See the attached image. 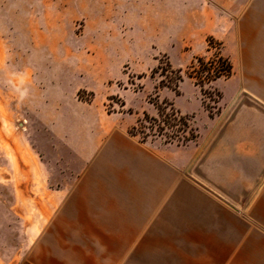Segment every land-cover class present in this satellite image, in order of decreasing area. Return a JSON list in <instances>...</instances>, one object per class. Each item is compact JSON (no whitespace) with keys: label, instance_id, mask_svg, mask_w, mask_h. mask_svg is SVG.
Here are the masks:
<instances>
[{"label":"rangeland","instance_id":"obj_1","mask_svg":"<svg viewBox=\"0 0 264 264\" xmlns=\"http://www.w3.org/2000/svg\"><path fill=\"white\" fill-rule=\"evenodd\" d=\"M218 43L233 73L203 95L185 71ZM167 61L183 71L178 93L154 74ZM164 103L198 136L147 138L180 167L159 223H78L76 143L134 137ZM219 144L223 191L205 173ZM190 184L223 199V264H264V0H0V264H183L213 235Z\"/></svg>","mask_w":264,"mask_h":264},{"label":"crops","instance_id":"obj_2","mask_svg":"<svg viewBox=\"0 0 264 264\" xmlns=\"http://www.w3.org/2000/svg\"><path fill=\"white\" fill-rule=\"evenodd\" d=\"M116 134L106 131L104 136L84 138L76 143V158L84 167L75 194L82 204L77 207L81 210L78 216L83 218L78 223H103L95 220L103 217L108 219V224L156 225L167 198L165 194H172L174 198L180 191L179 162L165 161L162 154L149 149L147 143H141L135 137L121 140ZM210 161L209 169H205L206 176L212 177L214 186L223 191V144L211 151ZM93 171H99V181ZM109 172H114L110 173V179ZM188 187L203 194L208 201L206 205L210 212L207 215L212 217L210 231L213 235L207 238L212 246L202 249L207 252H182L183 264H223V256L212 251L218 248L223 255V199L210 188L202 193L194 184ZM109 192L117 193V199H112ZM133 219L141 220L134 222ZM236 219L243 224L242 217L236 216ZM127 257V252L109 255V258ZM139 257L147 258V254Z\"/></svg>","mask_w":264,"mask_h":264},{"label":"trees","instance_id":"obj_3","mask_svg":"<svg viewBox=\"0 0 264 264\" xmlns=\"http://www.w3.org/2000/svg\"><path fill=\"white\" fill-rule=\"evenodd\" d=\"M156 73L161 77L158 82L160 88H168L178 93L179 86L184 81L181 69H174L167 61L154 71V74ZM232 73L233 65L229 58L222 54L220 43L212 58L195 57L185 71V75L200 88L203 95L208 92L206 86H211L220 79L230 78ZM217 97L221 98L219 92ZM157 109L158 117L145 114L144 118L138 119L137 125L131 129L132 136L141 137L139 142L146 143L149 137H161L166 144L176 143L186 146L195 141L198 136L197 129L192 125L189 116L183 115L172 104L164 103L162 106L158 105Z\"/></svg>","mask_w":264,"mask_h":264}]
</instances>
